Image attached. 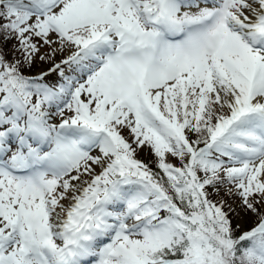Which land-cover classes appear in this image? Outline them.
<instances>
[{"label": "snow or ice", "instance_id": "6c2138e0", "mask_svg": "<svg viewBox=\"0 0 264 264\" xmlns=\"http://www.w3.org/2000/svg\"><path fill=\"white\" fill-rule=\"evenodd\" d=\"M0 264H264V0H0Z\"/></svg>", "mask_w": 264, "mask_h": 264}, {"label": "rangeland", "instance_id": "374dc122", "mask_svg": "<svg viewBox=\"0 0 264 264\" xmlns=\"http://www.w3.org/2000/svg\"><path fill=\"white\" fill-rule=\"evenodd\" d=\"M140 158L145 160V159H149V156L146 153H140Z\"/></svg>", "mask_w": 264, "mask_h": 264}]
</instances>
